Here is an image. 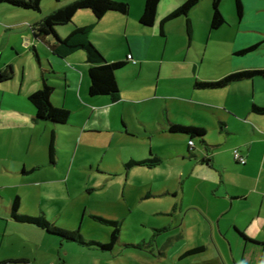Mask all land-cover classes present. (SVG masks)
<instances>
[{
    "label": "rangeland",
    "instance_id": "374dc122",
    "mask_svg": "<svg viewBox=\"0 0 264 264\" xmlns=\"http://www.w3.org/2000/svg\"><path fill=\"white\" fill-rule=\"evenodd\" d=\"M185 1L162 0L159 17ZM66 3L67 0H42L41 10L30 11L29 14L44 17L57 5ZM144 3L145 0H131V14L127 19L130 25L127 28V21L123 19V31L118 30L121 27L118 21L109 24L115 27L113 32H91L93 42L106 53L105 57H111L110 52L120 49H125L128 54L127 39L140 44L132 35L142 36L143 42V67L139 61L118 74L119 102L112 103L104 97L90 98L86 94L88 102L84 105L83 102L68 105L67 109L72 112L68 124L74 126L82 121L88 122L82 113L96 109V113L107 117L102 120V128L83 133L79 129L64 127L55 139L57 164L42 166L27 175L20 172L25 162L30 165L37 160L51 161V126L35 124L31 119V115L35 116L34 105L26 93L38 85L42 88L43 84L41 65L34 48L21 46V43L29 42L28 39L29 45L31 38L36 39L31 31L27 34L21 32L25 26L18 25L26 13L20 9L7 11L0 4V20H6L9 24L4 25L14 27L9 30L12 35L7 32V26L0 27V71L9 65L14 68L12 79L0 84V264H146L141 261L145 258L143 256L154 254L158 261L150 264H185L177 262L178 249L207 243L209 219L205 212L212 186L207 181L208 173L197 165L194 157L190 158L188 135L171 132L169 127L164 129L160 123L171 116L178 125L205 128L204 138L210 139L211 147L196 137L197 152L215 148L220 143H223L222 147L216 150L228 151L224 134H218L216 140L211 141L210 138L213 126L220 131L217 111L192 102L252 98V80L233 82L216 89H197L192 83L196 78L218 79L236 68L233 62L240 64L239 61L248 55L232 57L234 38L226 28L208 34L200 27L199 31L195 29L190 34L182 15L168 21L166 38L156 30L158 27L147 37L140 29L138 17ZM212 6L213 0H201L198 11L191 12L197 23L203 25L204 11L206 7L211 10ZM220 10L229 21L228 25L232 20L236 28L239 21L236 0H222ZM245 11L248 13L249 9L246 7ZM78 18L90 19L93 15L80 12L76 16ZM74 25H78L75 19L69 23V26ZM10 41L17 45V49L9 45ZM114 44L121 46L115 47ZM175 48H190L189 57L196 60L197 68L194 70L192 64L182 61L177 63L182 56L172 54L171 50ZM165 50L166 54L162 55ZM78 54L86 59L84 51L74 55ZM75 63L85 74L86 89L88 64L78 60ZM49 81L58 82L56 76L50 77ZM15 117L30 122L21 125L22 122ZM122 117L128 123L126 133L119 127ZM107 120L114 129H106L109 125ZM91 122L96 123V119ZM97 125H100L99 121ZM151 150L162 158L159 164L127 167L131 159L141 161L143 157L153 156ZM181 152H187V158H183ZM16 194L22 201L19 213L43 215L61 228L81 230L87 241L107 243L114 228L93 215L118 221L120 242L112 250H103L96 245L63 240L34 224L16 221L9 213ZM127 244L140 246L134 248Z\"/></svg>",
    "mask_w": 264,
    "mask_h": 264
},
{
    "label": "crops",
    "instance_id": "0c3cea01",
    "mask_svg": "<svg viewBox=\"0 0 264 264\" xmlns=\"http://www.w3.org/2000/svg\"><path fill=\"white\" fill-rule=\"evenodd\" d=\"M126 1H129V3L131 4V0H126ZM221 1L222 0H220V4ZM241 1L243 5V15L242 17H240L237 9L239 21L236 25V28L234 25V21L230 20V25H228L229 21H226V23L220 28L213 29L211 26L213 13H214L213 6L211 10L209 9V7H206L204 11V13H206V16L202 18V21H204L203 25L197 23L191 12L195 10L196 13L198 11V7H200L201 5V0L195 7H193L188 12V14L182 15L183 18L186 19L187 28L190 34H193V32L196 31L195 29H198L199 31L200 27L202 28V32L204 33L208 32V34L213 32L214 30L226 28L228 30V33L234 38L231 48L233 52L232 57L237 58L239 56L248 55V57L239 61L240 64L233 62V66L236 68L230 72L225 73L221 77L237 70L256 69V68L264 69V47H262V45H264V0H241ZM145 3L143 5L140 16H138L139 19L143 14ZM0 4L6 7L7 11H16L17 9H20V11H24V13H26V15L22 16L21 20L18 21L19 22L18 25L25 26L21 31L24 34L30 33V31L33 33L32 26L45 17V16L39 17L38 14H35L36 16L34 14H29L30 11H34L30 8H25L22 6L17 7L14 5L12 6L5 2H2ZM220 4H219V8H220ZM160 5L161 4H159L158 7L157 21L153 26L144 27L140 23V29L147 35V37H150L149 32L155 29L156 27H158V29L156 30L157 31L159 30V34L162 37L165 38L167 37L168 21L164 23L162 26V20L170 12L178 8L180 6V3L177 4L175 7H173L172 9H170L167 15H162L159 17ZM59 6L61 7V5H57L55 8ZM246 7L249 9L248 13H246L245 11ZM236 8H237V2H236ZM80 12L92 13V11L86 9L80 10L78 13ZM221 12H223V10ZM0 13H1V8H0ZM78 13L76 14V16L78 15ZM130 14L131 13H129L128 15H124L117 11H109L100 21H97L93 13H92L93 18L90 19H84V18L76 19V16L74 19L76 24L78 25L94 24L95 26L92 31L105 30L110 33L115 30V27H110L109 24L113 25L118 21L121 22L120 23L121 27H118L119 28L118 30L123 31L125 20L127 21V19L129 18L128 16ZM245 14H246V18H245ZM115 15H120V17ZM32 19L35 20L33 24L30 23L33 21ZM123 19L125 20L123 21ZM4 24H9V22L3 19L2 21L0 20V27H2V29L4 26H7ZM129 25L130 22L127 21L126 24L127 28L129 27ZM14 26L16 25L14 24ZM26 26L29 27L27 28ZM13 28L14 27L12 25L7 26V30H8L7 32L11 34L12 31L9 30ZM72 28L73 26H69V24L60 26L57 28V32L61 37H65L67 34H69ZM18 32L19 31H16L15 33ZM132 36L133 38L139 41L140 46L133 43L129 38L126 40L127 46L129 48L128 54L125 49L124 50L120 49L115 53L110 52L109 54H111V57L107 56L106 58L109 61L128 59V63L124 68L130 66L131 64L136 65L138 64L139 61L142 62L140 66L143 67V62L145 60H143L144 56H143V48H142V44H143L142 36L139 35H132ZM32 39L33 38H31L32 43H30V45H29L30 39H28L29 42L21 43V46L29 47V49L31 47L34 48L36 54L39 57V61L41 65L45 69H48V71L50 72L49 78L52 76H56V80L58 82L50 81L55 86V90L61 89L58 92L54 90V93L52 95V101L56 106L69 108L68 105H72V104L75 105L77 103L81 104V102H83L82 104L84 105L85 103L88 102L86 94L89 95L90 98L104 97L108 99L110 102L115 103L111 101L108 96L105 95H98V96L90 95L89 63L87 62L86 53H85L86 56L85 60L84 57L81 56L80 54L74 55L76 52L72 53L67 57H60L59 55L55 54L52 51V49L50 48L49 44L46 41L37 38L35 39V41ZM48 39L52 41L55 40L53 36H51ZM10 44L13 47V49H17V45L14 42L10 41L9 45ZM252 45L256 46L253 50L247 53H241L243 49ZM113 46L116 47L118 45L114 44ZM120 46L121 45H119L118 47ZM259 50L260 52H258ZM166 51L167 50H165V52L162 53V55H165ZM171 51L172 54H178L182 56L181 59L176 61L177 63L182 61L185 63L192 64L194 70L197 68L196 60L193 57L192 58L189 57L191 55L190 48H188L187 50L181 48H175ZM103 53L104 55L106 54L105 52ZM125 54H127L126 57H124ZM251 54L252 57L250 56ZM73 60L75 61L78 60L79 62L88 64L89 79L86 82L87 83L86 89H85V74L83 73L81 67L77 66L76 65L77 63H75V61ZM164 60L165 58L163 57L161 59L162 68H163ZM253 61L256 62L254 65L252 63ZM124 68H122L120 71H122ZM120 71H118V74L120 73ZM196 80L199 79L197 78L194 79V82L192 83L193 86ZM204 80H216V79H204ZM249 80H252V85H253L252 98H223L222 102H215L208 100L203 102L200 101L192 102L196 106L212 109L214 112L217 111V115L219 116L220 131L218 128L213 126V129L209 132V134H211L212 136L210 138L211 141L214 139L216 140V138H218V134L220 133L224 134L227 138L225 140L226 142L225 145L226 146L228 145L229 149L228 151L216 150L218 147H222L221 145H223V143H220L217 144L215 148H209L207 149V151L205 150V151L197 152L198 148L195 147L197 144L196 140H194L193 147H191L190 145L188 146V151L190 152V158L194 157L196 159V162H198L197 165H200V167L208 173L207 176L209 178L207 181L212 185L209 192L210 197L207 198V207H206L207 211L205 212V215L209 219V224L207 226L209 230L208 233L209 239H206L207 243L193 244L187 249H178L176 257L179 258V261L177 262H181L185 264H264V114H260L256 111H253V104L264 105V85L262 84V80H264V77L255 76L253 78L243 79L240 81H249ZM258 80L260 81L258 82ZM38 88L41 89L39 85L29 89V91L26 93L27 96H30L33 92L39 90ZM258 89H259V93H257ZM211 104H218V106L216 107L211 106ZM34 113L35 116L31 115V119L34 120V123L35 124L46 123L47 125H50L51 136H52L53 130L56 129L55 124L50 121L44 122L42 120H36L35 107H34ZM190 114L195 116L194 112H191ZM82 116L88 119V122L84 123L82 121V123H80L79 125H74V126L68 124L65 127V129L66 128L79 129L83 133L87 131H97L95 130V128H102L101 124H103L104 123L103 121L107 119L105 114L96 113V109L86 110L84 113H82ZM15 118L16 120L22 122L20 123L21 125L23 123L28 124V122H30L29 120H22L17 117ZM124 118L125 117H122L121 123L119 121V127L121 129V132L126 133L127 132L126 128L128 127V123L125 121ZM167 118L168 119H166L165 117V120L161 121L160 123L161 127L164 129L170 126V125L168 126V122H170V124L177 122L176 119L175 121H172L171 116L170 118L169 116ZM94 119H96V123L91 122ZM108 120H107V124L109 125L106 126V129H112V128L114 129L113 125ZM98 121L100 122V125H97ZM221 122H223L224 125H221ZM117 124L118 123L116 122L115 126H117ZM62 129L63 128L56 130V136L60 135L59 132ZM188 138L190 141L191 139L189 136ZM231 140L232 142H230ZM201 142L206 144V146L211 147V142L209 138L207 140L204 138V141ZM235 150H238L240 154L245 158L246 160L245 163H240L235 159L234 157ZM181 155L183 156V158H187L188 156L187 152L186 153L181 152ZM146 158L147 157L145 158L143 157V159ZM202 159H205V161H202ZM45 162L46 161L41 162L37 160V161H33V163H31L30 165H28L27 162H25L22 165L20 172L22 175H27L30 172L34 173L42 166L57 164L56 159L54 161H47L46 163ZM198 247H204V248L201 250L193 251L192 253H188L190 252V250ZM164 256L165 255H162L163 258ZM143 257L145 258H143L141 261L146 264H150L151 262L154 263V261L156 260L158 261V256H156L155 254L153 256H150L152 258L148 256H143Z\"/></svg>",
    "mask_w": 264,
    "mask_h": 264
},
{
    "label": "trees",
    "instance_id": "16d2710c",
    "mask_svg": "<svg viewBox=\"0 0 264 264\" xmlns=\"http://www.w3.org/2000/svg\"><path fill=\"white\" fill-rule=\"evenodd\" d=\"M5 2L17 7L31 8L35 10H41L42 0H0V3ZM161 0H146L143 14L140 18V23L144 27L153 26L157 21L158 7ZM200 0H187L181 4L178 8L173 10L162 20V26L167 21L180 16L186 15L195 7ZM238 14L240 17L243 15V5L241 0H236ZM220 0H214L213 2V18L212 28L218 29L226 23V19L219 8ZM90 10L95 15L97 21H100L109 11H117L124 15H128L131 10V4L126 0H67V3L63 6L56 8L39 22L32 26L33 34L37 39L46 41L52 51L60 57H67L74 52L84 51L87 55V62L89 63V77L90 86L89 92L91 96L105 95L110 98L111 101L117 102L120 100V86L118 82V71L124 68L128 59H121L118 61H109L99 47L93 42L91 38V32L94 28L92 25H74L69 34L65 37H61L57 28L60 26L68 25L71 23L76 14L80 10ZM163 32V30H162ZM53 36L54 41L49 40ZM256 46H249L241 51V53H247L253 50ZM39 60V57H38ZM41 65V63H40ZM50 72L41 65V78L42 88L33 92L29 96V100L36 108V120L50 121L55 124V130L52 132V139L50 144V159L55 160V139L56 130L64 128L68 125L72 112L65 107H58L52 101V95L55 90V86L49 81ZM14 75V68L9 65L4 70L0 71V84L2 82L12 79ZM255 76L264 77V69H243L233 71L226 74L220 79L216 80H196L194 87L197 89H216L223 88L230 83L237 82L243 79L253 78ZM253 111L260 114H264V105L253 104ZM221 125H224L221 122ZM171 132L186 133L190 137V141L193 142L194 138L199 137L201 141H204L206 135L205 128L184 127L177 123H171L169 126ZM192 146V144H190ZM153 156H150L141 161L131 159L127 163V167H134L136 165L142 166H155L162 161L160 156H157L151 152ZM205 161V159H202ZM21 209V197L19 194L13 196L11 201V207L9 213L13 219L20 222L31 223L42 229L47 230L49 233L58 235L63 240L74 241L83 245H96L103 250H112L113 247L120 242L121 228L118 221L109 219L100 215H93L95 219L112 225L114 228L110 234V241L102 243L99 241L89 240L87 241L81 230H68L61 228L56 224H52L46 216L37 215L31 216L27 213H19ZM153 240H151L152 242ZM130 247L139 248L140 245L127 244ZM204 247H198L190 250H201Z\"/></svg>",
    "mask_w": 264,
    "mask_h": 264
},
{
    "label": "built area",
    "instance_id": "2783aa9c",
    "mask_svg": "<svg viewBox=\"0 0 264 264\" xmlns=\"http://www.w3.org/2000/svg\"><path fill=\"white\" fill-rule=\"evenodd\" d=\"M190 144H193V142L190 141ZM234 157L240 163H245L246 162L245 158L240 154V152L238 150H235Z\"/></svg>",
    "mask_w": 264,
    "mask_h": 264
},
{
    "label": "water",
    "instance_id": "95a60500",
    "mask_svg": "<svg viewBox=\"0 0 264 264\" xmlns=\"http://www.w3.org/2000/svg\"><path fill=\"white\" fill-rule=\"evenodd\" d=\"M32 10H34V11H35V9H32Z\"/></svg>",
    "mask_w": 264,
    "mask_h": 264
},
{
    "label": "flooded vegetation",
    "instance_id": "af4514ba",
    "mask_svg": "<svg viewBox=\"0 0 264 264\" xmlns=\"http://www.w3.org/2000/svg\"><path fill=\"white\" fill-rule=\"evenodd\" d=\"M31 9V8H30Z\"/></svg>",
    "mask_w": 264,
    "mask_h": 264
}]
</instances>
